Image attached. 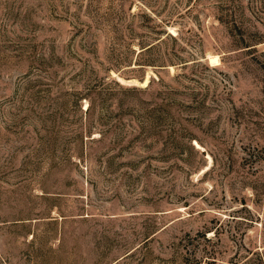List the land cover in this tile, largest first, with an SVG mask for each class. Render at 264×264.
Here are the masks:
<instances>
[{
	"label": "rangeland",
	"instance_id": "obj_1",
	"mask_svg": "<svg viewBox=\"0 0 264 264\" xmlns=\"http://www.w3.org/2000/svg\"><path fill=\"white\" fill-rule=\"evenodd\" d=\"M263 220L264 0H0V264L229 260Z\"/></svg>",
	"mask_w": 264,
	"mask_h": 264
},
{
	"label": "trees",
	"instance_id": "obj_2",
	"mask_svg": "<svg viewBox=\"0 0 264 264\" xmlns=\"http://www.w3.org/2000/svg\"><path fill=\"white\" fill-rule=\"evenodd\" d=\"M145 48V46L143 47ZM244 220L249 221V223H254V216L250 217L243 216L241 217ZM259 218V216L257 217ZM264 227V220L262 222ZM245 230H240L239 241H237L238 251L231 255L229 260H224L221 258L222 255L219 248L215 245L220 241L219 235L215 232L214 238L207 237V234L203 235L197 234L196 236L188 235L187 243L191 244L194 247V252L192 251L189 254H186L184 257L185 264H264V228L261 232V235L258 239L259 245L251 246L246 243ZM201 236V237H200ZM203 237L210 244L203 247L204 255H198L199 245L201 244L200 239ZM186 244V245H188ZM261 244V245H260ZM197 248V252L195 250Z\"/></svg>",
	"mask_w": 264,
	"mask_h": 264
},
{
	"label": "bare ground",
	"instance_id": "obj_3",
	"mask_svg": "<svg viewBox=\"0 0 264 264\" xmlns=\"http://www.w3.org/2000/svg\"><path fill=\"white\" fill-rule=\"evenodd\" d=\"M211 61L215 64H218L220 62V59L218 56H212L211 57ZM148 82V78L144 81V83L146 84Z\"/></svg>",
	"mask_w": 264,
	"mask_h": 264
}]
</instances>
